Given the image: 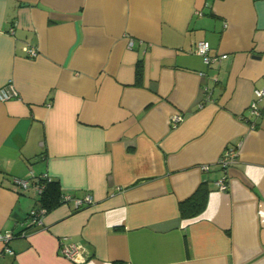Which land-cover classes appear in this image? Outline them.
Wrapping results in <instances>:
<instances>
[{
  "label": "crops",
  "instance_id": "crops-1",
  "mask_svg": "<svg viewBox=\"0 0 264 264\" xmlns=\"http://www.w3.org/2000/svg\"><path fill=\"white\" fill-rule=\"evenodd\" d=\"M199 40L226 58L206 65ZM8 82L0 232L22 230L36 205L11 181L30 171L92 202L49 210L11 254L0 241V264H264V111L247 112L264 87V0H0ZM227 148L237 156L220 191ZM198 188L203 210L182 216ZM61 241L85 260L65 258Z\"/></svg>",
  "mask_w": 264,
  "mask_h": 264
},
{
  "label": "built area",
  "instance_id": "built-area-1",
  "mask_svg": "<svg viewBox=\"0 0 264 264\" xmlns=\"http://www.w3.org/2000/svg\"><path fill=\"white\" fill-rule=\"evenodd\" d=\"M132 45V40L129 41V46ZM209 42L205 40H199L195 43L192 52L198 54L202 57L204 63L206 65H212L214 63L219 62L221 59L226 58L225 54L221 55H212L209 53ZM24 52L33 57L37 54V49L31 46H24ZM200 75L204 73L200 72ZM212 81H216V75L210 76ZM205 90V98H208L209 87L204 86ZM16 91L12 87V85L8 82L7 85L0 89V100H8L12 96H16ZM253 98L250 101L247 112L252 115L254 118H258L261 116L262 111H264V87L256 88L253 91ZM201 105V104H200ZM183 119V115L179 112L172 114L169 118V123L171 126L177 125ZM250 127H254L255 124L253 121H249ZM237 152L234 148H227L221 154L218 164L222 168L224 175L219 180L216 181L217 189L220 191L228 190V182H227V172L229 168L236 161ZM202 170H207V165L201 166ZM49 180L50 176L47 174L34 175L31 171L28 174V177H13L11 179L12 183L17 187V189L21 192H25L28 190H32L37 197L39 193L43 189V181L41 180ZM63 203L72 202L75 208H79L83 205L89 204L92 202V197L89 194L84 195L83 197H75L69 194H63L62 196ZM44 209H36V207L32 208L27 215L24 226L25 229L20 230L19 232L13 231H5L0 232V241L3 243V252L4 253H13V250L9 244L10 240H12L15 236H24L27 234L29 230L35 229L41 225L42 218L44 213ZM60 253L67 259L74 261L75 263H82L85 260V256L83 255L80 246L72 241H61L59 247ZM124 264H131L126 262Z\"/></svg>",
  "mask_w": 264,
  "mask_h": 264
},
{
  "label": "trees",
  "instance_id": "trees-1",
  "mask_svg": "<svg viewBox=\"0 0 264 264\" xmlns=\"http://www.w3.org/2000/svg\"><path fill=\"white\" fill-rule=\"evenodd\" d=\"M43 181V189L36 199V209H44V213L63 203V191L59 183L53 179ZM206 193L198 188L190 197L179 203V210L182 216L193 217L198 215L204 208ZM34 207V208H35ZM29 214V212H28ZM27 214V215H28ZM27 217V216H26ZM25 229V227L23 228Z\"/></svg>",
  "mask_w": 264,
  "mask_h": 264
}]
</instances>
